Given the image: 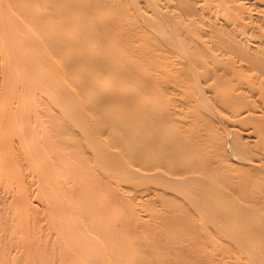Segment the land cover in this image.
Masks as SVG:
<instances>
[{
  "label": "bare ground",
  "instance_id": "6f19581e",
  "mask_svg": "<svg viewBox=\"0 0 264 264\" xmlns=\"http://www.w3.org/2000/svg\"><path fill=\"white\" fill-rule=\"evenodd\" d=\"M189 112L201 132L170 135ZM220 128L247 166L224 158ZM0 135V230H34L19 243L27 264L51 257L52 238L38 232L47 229L60 264L78 263V231L110 229L97 221L111 203L97 204L99 186L120 185L128 163L193 186L221 219L247 217L253 242L264 235V0H0ZM225 168L223 182L209 178ZM211 191L244 203L218 208ZM85 236L86 246L98 241Z\"/></svg>",
  "mask_w": 264,
  "mask_h": 264
},
{
  "label": "rangeland",
  "instance_id": "374dc122",
  "mask_svg": "<svg viewBox=\"0 0 264 264\" xmlns=\"http://www.w3.org/2000/svg\"><path fill=\"white\" fill-rule=\"evenodd\" d=\"M104 105L106 106V104ZM108 105H114L118 108L122 106L119 101ZM129 106V114L133 115L134 111L137 114L136 111H139V106L136 104ZM135 113L134 115H136ZM179 118L182 123L179 124V122H177V124L170 125L168 128L170 135L175 134L177 129H181L184 130L183 133L185 136L191 139L197 135L198 132H201L203 123L193 120L190 116V112L187 114L181 113ZM215 121L217 125L219 120L215 119ZM119 129L117 130L119 131ZM230 132L231 131L228 129L226 130V128L225 130L224 128H220L216 132V138L223 139L226 137L228 139L227 153L224 155V158L232 163L234 167L247 166V163L244 164L239 161L240 154L229 147L230 138L232 137ZM239 132L244 140H253L252 138H248L242 129H240ZM195 150L197 152L196 156L201 155V153H199V147ZM130 165L129 163L127 165L128 169L130 167V171H127L125 167L118 172L117 177H119V180L121 179L120 185L116 183L117 178H115L114 182H116L104 185L103 190L102 187L99 186L101 193H99V197L96 198L97 204H102L99 199H101L102 202L108 201L111 203L110 208L105 211L106 214L105 212L99 213L97 221L103 222L107 219L109 221L107 225L110 229L100 230L101 228L99 229L98 227L96 230H85L87 233L83 232L84 230H79L78 236L82 241L79 249L80 259L78 257L80 261L74 264H264V235L258 237L253 242L249 241L247 217L240 218L238 221L221 219L220 215L209 212L208 204H206L204 200L200 202L198 198L191 195V192L196 190L193 186H183V189L187 191L188 189L190 190L188 192L184 191L183 194V189L181 191V187L179 188L181 184L178 185V182V187L177 185H172V183L171 188L167 181L164 180L166 178H162V180L160 179L159 181L154 178H144L139 172V166ZM132 170H134L135 173ZM233 170L239 172L235 168ZM25 172H27V170ZM166 172L165 170V173ZM228 172L229 169H219L209 173L208 176L217 184L223 182V177L225 178V176H228ZM139 174L140 176L138 177L137 175ZM121 175L124 176V178H121ZM152 182H155V184ZM157 183L158 185H156ZM161 184L162 186H160ZM32 186L30 189L36 188V184ZM165 187L171 188V190ZM0 188L3 190V192L0 193L2 195V199L0 200L3 201V199L6 198V193L4 192L3 186ZM156 189L160 190L163 196L157 197L155 195ZM173 190H180V193L176 191L177 193L175 192L174 194ZM102 191L104 192L102 193ZM112 193L115 197L110 195ZM119 193H122V197ZM211 194L214 196V204L218 208L224 204L240 205L244 203L241 198L231 201L230 199L233 198L226 196L225 193L215 195L213 191H211ZM32 195L33 196H30V200L32 204L34 203L33 206L35 208L37 207V210L43 214L44 205L36 194ZM0 206H5L4 202H1ZM206 208L207 211L205 210ZM101 214L103 215L101 216ZM231 225L235 228H232ZM25 231L32 232L34 230H0V264H27L25 254L22 253L23 250L19 244L24 240L23 238H27L28 236ZM40 231L46 234L47 237L50 236L52 238L50 244L46 247L47 257L48 255L51 256L48 258L49 260H46V264H60L58 251L61 249V245L54 244V230H38V232ZM105 233H109L107 234L108 241H106ZM86 234H91L98 239V241L95 240L93 242V248L92 246L89 247L84 244V236ZM239 236L246 238L248 241L244 245L239 246L237 242L241 240ZM21 238L23 240H21ZM108 246H110L111 250ZM54 251H56L57 254L56 260L52 259L53 254H55ZM257 251L260 257L253 254ZM3 252L5 258H1V253ZM112 253L113 255H111ZM94 255L95 257L97 256L95 258V260L97 259L96 262L94 260ZM6 258L8 261L5 260Z\"/></svg>",
  "mask_w": 264,
  "mask_h": 264
}]
</instances>
